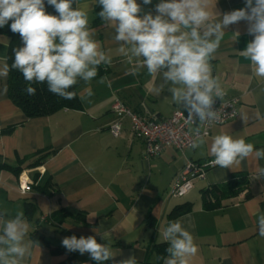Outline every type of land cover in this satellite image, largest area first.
<instances>
[{
  "label": "crops",
  "instance_id": "0c3cea01",
  "mask_svg": "<svg viewBox=\"0 0 264 264\" xmlns=\"http://www.w3.org/2000/svg\"><path fill=\"white\" fill-rule=\"evenodd\" d=\"M137 2L142 4V0ZM158 2L142 4L144 12L155 14ZM91 3L92 0H75V6ZM93 7L89 27L95 29V38L105 50H114V33L96 15L100 6ZM243 7L244 0L216 2V11L221 15ZM210 9H215V0H211ZM8 29V25L0 28V38L7 39V46L0 43V57H7L9 39L3 32ZM226 31L211 65L225 97L238 100V116L213 127L204 146L183 154L166 148L156 158L146 159L143 143L131 133L129 120L111 112L116 100L132 112L156 121L168 119L175 111L186 112L172 102L167 86L160 94L152 92L162 82V75L149 76L146 69L137 76L130 75L133 65L114 51L112 63L100 65L95 79L88 84L77 83L79 110H60L50 116L26 119L10 102L7 91L2 90L7 80H0V130L14 126L10 133L0 136V165L6 167L0 169V213L7 219L23 211L27 238L34 241L26 264H63L66 255L52 254L35 238L56 248L63 247L62 239L72 235H93L98 243H110L116 256L103 264H120L130 257H135L138 264H163L156 259L160 255L154 246L167 243L160 233L178 219L198 247L190 264H264V237L259 235L257 224V209L264 211V178L255 173V161L248 160L234 171L209 168L185 197L168 196L174 175L187 160L203 164L213 159L209 149L215 135L226 133L264 148V83L251 74L249 61L240 54L253 37L247 34L244 21ZM234 32L239 36L235 37ZM101 78H105L103 83ZM89 87L91 96L86 91ZM118 121L121 132L114 138L109 128ZM45 153L49 155L39 165L28 168ZM259 163L264 166V160ZM19 167L33 184L25 195L17 189L21 174L17 178L15 169ZM236 174L247 178V189L206 209L203 193L214 185L225 184ZM206 200L214 204V198ZM184 204L190 205L188 213L169 217L175 207ZM94 229L106 239H101ZM71 253L76 264H96L87 253Z\"/></svg>",
  "mask_w": 264,
  "mask_h": 264
},
{
  "label": "clouds",
  "instance_id": "9594fccd",
  "mask_svg": "<svg viewBox=\"0 0 264 264\" xmlns=\"http://www.w3.org/2000/svg\"><path fill=\"white\" fill-rule=\"evenodd\" d=\"M210 9L211 0H159L153 11L144 12L143 5L152 0H92L91 4L74 6L75 0H0V28L8 25L19 34L21 45L13 48V62L0 57V80H7L9 72L18 70L29 86L26 91L35 95L33 82L46 83L48 91L63 99H74L69 91L79 81L90 83L98 75L100 65L111 64L113 51L133 66L129 74L137 76L146 69L149 76L162 75L152 92L160 94L167 86L172 102L187 112L185 123L201 127L222 121L221 112L214 110L217 98L226 95L219 79L213 75L211 61L228 33L229 26L244 21L247 34L253 39L240 54L249 61L251 74L264 83V0H244V7L222 15ZM47 6L55 14L46 11ZM100 6L96 13L103 25L112 30L116 48L105 50L89 27V11ZM11 23L9 24V22ZM235 37L238 32L232 33ZM237 41V39L235 40ZM7 46V39L0 38ZM105 78H101L103 83ZM7 91V85H3ZM91 96V88L86 89ZM83 99V97H82ZM205 131L192 142V149L206 144ZM211 166L235 170L246 161H255V173L264 178V148H256L244 138L221 133L212 138ZM258 232L264 237V211L257 209ZM101 239V235L96 229ZM167 242L166 256H157L163 264H190L198 247L182 220L169 222L162 233ZM28 237V224L23 211L12 218L0 213V264H26L31 257L34 241ZM62 246L68 252L87 253L96 264L113 259L110 243H98L96 236L64 237ZM120 264H138L135 257Z\"/></svg>",
  "mask_w": 264,
  "mask_h": 264
},
{
  "label": "built area",
  "instance_id": "2783aa9c",
  "mask_svg": "<svg viewBox=\"0 0 264 264\" xmlns=\"http://www.w3.org/2000/svg\"><path fill=\"white\" fill-rule=\"evenodd\" d=\"M238 100L224 97L223 100L217 98L214 110L221 112L222 121L209 126L207 122L201 127V132L195 133L197 124L188 125L185 123L187 112L175 111L168 119L160 121L138 115L126 108L121 102L115 101L111 105V112L120 118H127L130 123L131 133L139 138L144 146V157L146 159L156 158L166 148H172L176 152L183 154L192 149L191 144L199 136L207 132V136L213 127L224 125L233 121L238 116ZM121 132L120 121L114 123L109 128L112 137H119ZM210 161L200 164L187 160L179 172H177L168 190V196L174 199L185 197L194 186V182L204 177L207 169L211 166ZM32 182L22 173L17 180V189L21 195H25L31 190ZM41 220H44L42 218Z\"/></svg>",
  "mask_w": 264,
  "mask_h": 264
},
{
  "label": "trees",
  "instance_id": "16d2710c",
  "mask_svg": "<svg viewBox=\"0 0 264 264\" xmlns=\"http://www.w3.org/2000/svg\"><path fill=\"white\" fill-rule=\"evenodd\" d=\"M75 6V3H74ZM46 11L49 13L55 14V11L52 7L47 6L46 3ZM9 39L8 50H7V58L8 64L11 65L13 62V48L21 45V39L19 34H14L10 29L3 32ZM29 86L28 82L24 80L22 74L18 70H12L9 72L7 77V97L10 102L18 108L26 119H35L40 117H46L58 112L60 110H79L80 102L77 97V84L74 85L69 91H73L76 93L74 99L66 100L57 95H54L50 91H48V87L46 83L40 84L33 82L31 87L36 89L35 95H29L26 91V88ZM14 126H8L4 129L0 130V136L6 135L11 132ZM49 153H45L38 158V160L28 166V168L35 167L39 165L40 161L46 158ZM6 168L3 165H0V169ZM10 169L11 168H7ZM23 171L22 168H16L15 174L18 176ZM248 182L247 178L244 175L236 174L232 177L228 182L222 185H214L208 191L203 193V203L206 209H212L217 206V203L223 199H229L237 196L241 192L247 189ZM214 198V204L207 203L208 197ZM249 197L246 194V198ZM190 205L184 204L175 207L171 213L169 214L170 218H175L182 216L188 213ZM65 216V215H64ZM35 241L42 245L43 247L48 248V250L52 254H64L66 255V259L63 264H76L75 258L71 252H68L63 247L52 248L48 242L43 240L42 238H35ZM156 251L160 256H166L167 253L165 249L168 247V244H160L154 246ZM160 261V260H159Z\"/></svg>",
  "mask_w": 264,
  "mask_h": 264
}]
</instances>
